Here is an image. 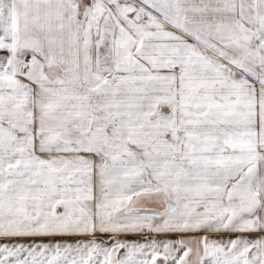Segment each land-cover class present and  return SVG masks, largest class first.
I'll return each mask as SVG.
<instances>
[{
  "label": "snow or ice",
  "instance_id": "1",
  "mask_svg": "<svg viewBox=\"0 0 264 264\" xmlns=\"http://www.w3.org/2000/svg\"><path fill=\"white\" fill-rule=\"evenodd\" d=\"M0 264H264V0H0Z\"/></svg>",
  "mask_w": 264,
  "mask_h": 264
}]
</instances>
